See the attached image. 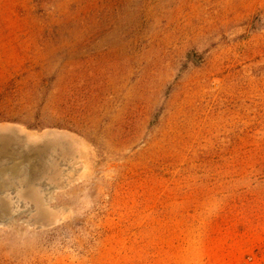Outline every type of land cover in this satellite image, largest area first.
I'll use <instances>...</instances> for the list:
<instances>
[{"label":"rangeland","instance_id":"obj_1","mask_svg":"<svg viewBox=\"0 0 264 264\" xmlns=\"http://www.w3.org/2000/svg\"><path fill=\"white\" fill-rule=\"evenodd\" d=\"M0 264H264V0H0Z\"/></svg>","mask_w":264,"mask_h":264}]
</instances>
